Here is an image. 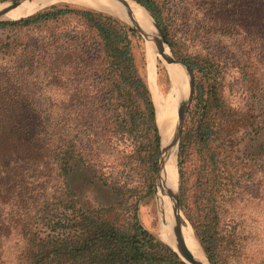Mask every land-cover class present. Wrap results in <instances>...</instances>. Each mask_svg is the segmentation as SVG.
I'll list each match as a JSON object with an SVG mask.
<instances>
[{
  "label": "trees",
  "instance_id": "trees-1",
  "mask_svg": "<svg viewBox=\"0 0 264 264\" xmlns=\"http://www.w3.org/2000/svg\"><path fill=\"white\" fill-rule=\"evenodd\" d=\"M135 1L154 17L176 58L204 78L217 73L209 57L178 44L168 0ZM213 1L264 42V0ZM58 22L74 24L22 48L0 44V264L14 252L16 264H185L140 223L138 202L121 219L128 193L143 198L144 188H127L130 172L143 171L149 191L160 147L136 30L68 4L0 21V29ZM55 94L64 96L62 104L40 98ZM193 100L180 143V207L212 264H264V145L251 160L235 156L223 137L217 89L202 86ZM117 136L133 139L129 157L137 169L106 176L102 154Z\"/></svg>",
  "mask_w": 264,
  "mask_h": 264
},
{
  "label": "rangeland",
  "instance_id": "rangeland-1",
  "mask_svg": "<svg viewBox=\"0 0 264 264\" xmlns=\"http://www.w3.org/2000/svg\"><path fill=\"white\" fill-rule=\"evenodd\" d=\"M168 1L172 9L173 30L178 44L183 45L184 49L190 54L200 57L201 59L209 57L216 66L215 69L217 73L215 72L214 76L211 78H204L200 74L194 73L195 86L193 99L195 94L198 93V90H200V87L204 86L205 89L208 90L210 85H213V89H217L219 99L223 103L222 109L225 111L221 115L220 120L223 127L225 126L226 129L223 132V137L229 147L228 149H232L231 151L234 155L241 159H253V154L261 151L259 146L264 145V128H261L264 127V42L259 40V37L254 31L242 30L240 28V21L236 17L229 16L227 19L226 16H224V12L219 11L218 7L215 6L213 0ZM56 4H68L99 11L80 4ZM43 9H39L37 13ZM106 14L132 27L127 21L113 14ZM0 21L13 20H6L3 18ZM72 24H74V22H58L56 24H49L31 29H0V44L3 42H14L19 48H22L23 45L31 39H42L50 37L53 34L59 35ZM136 32L138 37L134 40V50L137 57L138 68L148 85L154 103L146 54L148 45L139 32ZM212 56L214 57L212 58ZM61 71L62 73L64 72V70ZM156 72V85L161 94L167 97L172 88V81L161 59L157 61ZM56 83L59 86H63L65 80L58 79ZM72 87L75 88L76 85H72ZM40 98L45 100L50 99L51 102L57 104H62L65 99L62 94H55L53 97L47 95ZM193 99L188 112L195 106L196 101ZM77 105L78 98L73 101L74 111H77ZM113 139L116 140L115 144H112V146L115 145V147L110 150L109 155L107 154L104 156V153L102 154L103 163L105 161L109 167L105 168L104 172L106 176H110L111 173L121 176L124 169L128 171L130 168H136L137 163L134 158L129 157L134 149L133 139L128 136H117ZM177 159L179 164V154H177ZM144 166L148 167V164L145 163ZM138 171L139 170H133L130 172L133 178L131 176L127 181V188H137L139 190L144 188L142 193L143 198L139 200L141 194H136L134 192L128 193L123 203L119 205L122 215L121 219L128 217L130 212L133 211V206L138 202V220L159 240H162V238L158 237L162 220L157 200V191H155L154 188L156 173L153 175L154 180L152 181V188L148 191L145 183L146 180L142 179L140 176L144 172L142 171V174L139 175L137 174ZM179 178L178 166V187L180 184ZM125 181L124 178L123 183ZM182 214L185 219L184 225H190L192 227L183 211ZM18 256L19 255L14 252V254L8 257L10 261L9 264H16L18 262Z\"/></svg>",
  "mask_w": 264,
  "mask_h": 264
},
{
  "label": "bare ground",
  "instance_id": "bare-ground-1",
  "mask_svg": "<svg viewBox=\"0 0 264 264\" xmlns=\"http://www.w3.org/2000/svg\"><path fill=\"white\" fill-rule=\"evenodd\" d=\"M71 3L80 4L88 7L103 10L113 14L120 19L129 22L136 19L140 24L141 30L146 36L147 60L149 65V76L153 99L156 107L157 125L159 127L160 142L164 146L171 143L175 129L178 130L177 109L180 104H186L190 97L191 80L186 68L182 64L168 62L169 49L162 48L160 44V34L154 24L152 16L138 3L132 0H22L21 3L10 10L8 3L0 2V13L5 11L2 17L9 20H17L27 17L39 9L56 4ZM161 59L172 81V88L167 97H164L156 85V66L157 61ZM178 139V138H177ZM178 141V140H177ZM177 143L171 148L165 159V167L163 168L162 180L157 186V200L161 215V229L159 237L171 245L177 251L175 243L172 239L171 217L173 216L174 195L178 188V159H177ZM182 235L185 243L192 253L193 258L198 264H210L208 257L201 247L194 231L190 225L183 224ZM174 240V239H173Z\"/></svg>",
  "mask_w": 264,
  "mask_h": 264
},
{
  "label": "water",
  "instance_id": "water-1",
  "mask_svg": "<svg viewBox=\"0 0 264 264\" xmlns=\"http://www.w3.org/2000/svg\"><path fill=\"white\" fill-rule=\"evenodd\" d=\"M21 1L22 0H6V1H1V3H8L9 4V7L6 10H10L12 8L17 7L21 3ZM132 1L136 2L135 0H132ZM136 3H138V2H136ZM44 8H46V7H44ZM94 9H96V8H94ZM97 10H99V9H97ZM99 11L105 12L103 10H99ZM36 13L37 12H35V13H33V14L27 16V17H30V16H32V15H34ZM4 15H5V11L0 13V20L3 19L2 17ZM27 17H23V18H27ZM23 18H20V19H23ZM152 18L154 19L153 16H152ZM20 19H17V20H20ZM6 20H9V19H6ZM13 21H16V20H13ZM128 23L136 31L139 32V34L143 37V39L145 41L146 36L142 32L141 27H140V24L136 21V19L130 20ZM154 24H155V26L157 27V29L159 31V34H160V41L159 42H160L162 48L164 49V48L167 47L169 49V56H168V59H167L168 62L182 64L186 68V71L188 72V74L190 76V80H191V92H190V97L188 99V102L186 104H184V103L183 104H180L178 106V109H177V120H178L177 121L178 122L177 124H179L178 130L175 129L174 138H173V140H172L171 143H168V144L162 146L161 145V142H160L159 153H158V165H157V171H156V175H155V185H154V188H155V191H156L157 186L159 184V181L162 180L163 168L165 167L164 166L165 165V159L167 157L166 155H168V153H169V151H170L171 148H173V147L176 146V143H177V150H178V154H179V146H180V141H181V135H182V128H183L184 120H185L186 114H187V112L189 110V107L191 105V101H192L193 96H194L195 77H194V72L190 68V66H188L185 62L176 59V57L172 53L171 47L168 44V41H167V39H166L163 31L158 26V24L155 21V19H154ZM159 136H160V134H159ZM173 198H174V208H173V216L171 217V222L170 223H171V228H172V234H174V237H173L174 240L172 239V241H173V243H175V247H176L177 251L174 250L171 245L165 243L161 239L160 240L170 250H172V252H174L177 255V257L180 259V261H182L183 263H185V264H198L195 261V259L193 258L191 251L187 247V245L185 243V239H184V237L182 235V231H181V228H182V226L184 224L185 219L183 217V214H182V211H181V208H180V202H179V187H178V190H177L176 195H174ZM208 261H209V259H208ZM209 263L212 264L210 261H209Z\"/></svg>",
  "mask_w": 264,
  "mask_h": 264
}]
</instances>
